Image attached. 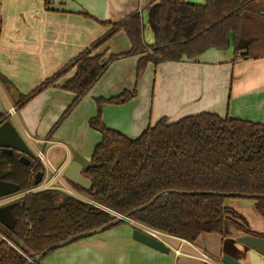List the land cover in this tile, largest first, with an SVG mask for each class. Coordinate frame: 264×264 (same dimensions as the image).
Returning a JSON list of instances; mask_svg holds the SVG:
<instances>
[{"label":"trees","instance_id":"trees-1","mask_svg":"<svg viewBox=\"0 0 264 264\" xmlns=\"http://www.w3.org/2000/svg\"><path fill=\"white\" fill-rule=\"evenodd\" d=\"M148 19L154 34L152 45H144L140 14L112 23L92 49L82 52L54 79L23 97L19 105L76 68L75 75L61 86L75 98L50 132L52 136L119 58L141 56L136 71L138 83L149 64L193 60L210 49L232 48L235 63L239 57L247 60L264 56V0H206L204 4L155 0L148 7ZM119 31L130 40L128 52L109 57L107 53L94 54ZM136 95L134 89L96 100L97 114L89 120V126L101 135V140L91 157L92 167L85 173L93 189L87 191L72 184L109 211L54 189L30 193L14 202L13 238L8 240L15 247L4 239L0 241V264H27L18 250L35 258L48 247L99 229L115 220L116 215H127L166 191L171 192L131 214L130 220L192 243L204 234L224 237L227 225L264 238V234L250 231L247 220L226 204L228 200H253L264 217V124L203 112L177 122L164 117L132 139L108 128L102 111L105 104L123 105ZM7 121L8 117L0 114V125ZM19 158L10 157L11 173L6 180L18 184L20 193L36 189V175L43 167L40 160L36 157L26 166ZM64 196L66 204L57 208ZM121 224L131 225L126 221Z\"/></svg>","mask_w":264,"mask_h":264},{"label":"crops","instance_id":"crops-1","mask_svg":"<svg viewBox=\"0 0 264 264\" xmlns=\"http://www.w3.org/2000/svg\"><path fill=\"white\" fill-rule=\"evenodd\" d=\"M154 1L0 0V114L8 117L36 155L43 153L60 174L55 181L53 171H46L42 184L31 193L54 189L109 211L63 177L75 153L91 161L101 140V135L89 126V120L97 114L96 100L100 98L109 99L137 89L136 97L130 102L105 104L102 111L103 122L108 128L132 139L164 117L169 122H177L203 112L264 124V56L235 63L232 48L227 51L210 49L193 60L149 64L138 83L136 71L141 56L119 58L52 136L50 132L75 98L61 86L75 75L76 68H71L53 85L19 105L23 97L48 79H54L82 52L92 49L96 41L106 36L112 23L140 14L144 45H152L154 34L148 22V7ZM130 49L127 34L119 31L94 50V54L107 53L109 57ZM11 109L15 114H10ZM9 159L0 156V178L4 180L11 173ZM42 166V170H46ZM65 184L76 194L65 192L62 189ZM26 195L28 191L0 199V207ZM64 198L59 199L57 208L66 204ZM226 204L247 220L250 231L264 234V217L256 210L255 201L228 200ZM133 227L132 224H119L82 238L56 249L40 264H208L194 256L178 255L174 249L162 253L139 243L133 238ZM5 230L11 229L0 221V241L4 237L8 239ZM244 235L227 225L224 237L204 234L195 245L212 257V264H223L225 253L244 264H264L263 254L238 242ZM171 243L178 245L177 241ZM190 251L186 248L187 253Z\"/></svg>","mask_w":264,"mask_h":264},{"label":"water","instance_id":"water-1","mask_svg":"<svg viewBox=\"0 0 264 264\" xmlns=\"http://www.w3.org/2000/svg\"><path fill=\"white\" fill-rule=\"evenodd\" d=\"M0 156H3L5 158L19 156L20 157L19 161L26 166H30L32 161L37 157L34 150L31 149L30 145L26 142V140L22 137V135L17 131V129L10 121H7L2 125H0ZM38 166L39 164H36L35 168H37ZM91 167H92V162L90 160L84 158L79 153H75L74 161L67 169V171L64 173L63 177L69 183L89 191L93 189V183L85 177V173H87ZM45 175H46V170H40L37 173L35 179V185L37 186V188L42 184ZM20 190L21 188L18 184L0 178V199L16 195L20 193ZM28 192H29L28 194H30L32 190ZM169 192L171 191H166L156 195L149 203L132 211L127 215H116L115 220L100 227L99 229L73 235L66 241L48 247L41 255L35 257V261L40 262L45 256H47L49 253H51L56 249L65 247L82 238L100 234L114 226L121 224L123 221H126L130 224L134 223L132 220H130L131 214L148 208L149 206L154 204L160 197H162L163 195ZM236 195L237 194H230V196H236ZM248 197L260 198L261 196H248ZM66 200L67 197L64 198V201ZM13 207H14V203L0 207V221L3 224H5L8 229H12L14 223ZM133 238L135 241L142 243L162 253H168L170 250V248L164 242H162L156 236L149 233L146 229L135 227L133 231ZM238 242L247 246L248 248L255 249L258 253L264 255V238L247 234L238 238ZM222 263L244 264L226 253L222 255Z\"/></svg>","mask_w":264,"mask_h":264},{"label":"built area","instance_id":"built-area-1","mask_svg":"<svg viewBox=\"0 0 264 264\" xmlns=\"http://www.w3.org/2000/svg\"><path fill=\"white\" fill-rule=\"evenodd\" d=\"M243 61V59L241 57H239L237 59V62H241ZM10 114L13 115L15 114V110L14 109H11L10 110ZM38 159L42 162V164L45 166L46 168V171H50L52 170V179L53 180H59V172L55 169L52 168V165L50 164V162L46 159V156L43 154V153H38L37 155ZM46 172V174H47ZM62 189L67 192L68 194L70 195H75L76 194V191L69 187L68 185H62ZM29 193V192H28ZM31 193V192H30ZM149 233H151L152 235L156 236L159 240H161L162 242H164L170 249H174L175 252L178 254V255H189V256H194L198 259H200L201 261L205 262V263H208V264H212L213 260L211 259V257L206 253L204 252L203 250L199 249L195 243H192L190 241H187L185 239H181V238H177V237H174V236H171V235H168V234H163L159 231H156L154 229H151V228H148L144 225H142ZM4 240H6L10 245L14 246L10 241H8L6 238H3ZM175 242L177 241L178 242V245L177 246H174L173 243L171 242ZM15 247V246H14ZM186 248H189L191 251L190 253H187L186 252ZM24 257L25 259L27 260V264H40V262H37L35 261V258H33L32 256L24 253L23 251H20L18 250ZM195 255H193V254Z\"/></svg>","mask_w":264,"mask_h":264},{"label":"rangeland","instance_id":"rangeland-1","mask_svg":"<svg viewBox=\"0 0 264 264\" xmlns=\"http://www.w3.org/2000/svg\"><path fill=\"white\" fill-rule=\"evenodd\" d=\"M132 225L134 227H138V228H141V229H145L141 224H137V223H132ZM120 226H123V224H120ZM115 227V226H114ZM113 228V227H112ZM6 235L9 237V238H13L10 231H6ZM164 234V233H163ZM7 239V237H4ZM8 240V239H7ZM9 241V240H8ZM18 244H20L18 241H16ZM59 250V249H58ZM57 250H54L53 252H51L50 254H48L47 256H45L42 260H41V263L43 262V260H46L49 258L50 255H52V253L56 252ZM208 254V253H207ZM212 258V257H211Z\"/></svg>","mask_w":264,"mask_h":264}]
</instances>
